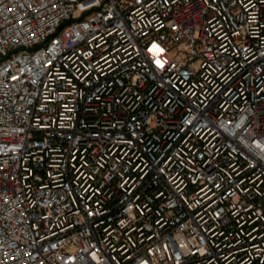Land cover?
Wrapping results in <instances>:
<instances>
[{
    "label": "built area",
    "instance_id": "1",
    "mask_svg": "<svg viewBox=\"0 0 264 264\" xmlns=\"http://www.w3.org/2000/svg\"><path fill=\"white\" fill-rule=\"evenodd\" d=\"M0 264H264V0H0Z\"/></svg>",
    "mask_w": 264,
    "mask_h": 264
}]
</instances>
